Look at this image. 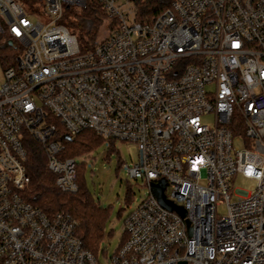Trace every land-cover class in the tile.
I'll list each match as a JSON object with an SVG mask.
<instances>
[{"label":"built area","instance_id":"obj_1","mask_svg":"<svg viewBox=\"0 0 264 264\" xmlns=\"http://www.w3.org/2000/svg\"><path fill=\"white\" fill-rule=\"evenodd\" d=\"M27 1L46 23L0 0V47L19 54L0 84V264H99L78 221L47 217L20 194L26 138L56 188L77 192L57 125L69 139L90 131L137 151L122 167L148 193L107 264H264V0H173L150 24L135 22L128 0ZM92 2L106 29L81 52L64 9ZM236 177L251 191H234ZM160 181L185 218L159 205Z\"/></svg>","mask_w":264,"mask_h":264},{"label":"trees","instance_id":"obj_2","mask_svg":"<svg viewBox=\"0 0 264 264\" xmlns=\"http://www.w3.org/2000/svg\"><path fill=\"white\" fill-rule=\"evenodd\" d=\"M128 1L135 8V22L150 24L170 6L173 0ZM71 19L69 20L64 14L63 20L67 21L72 35L77 40L80 51L90 50L96 42V32L101 22L104 21V14L92 2L87 3L83 15L75 16L72 14ZM4 47L6 48L7 45ZM57 128V139L64 146V151L59 156L60 159L87 154L104 141L90 131L82 132L75 138L67 140L61 125H57ZM107 142L111 145L114 143L112 141ZM25 148L27 150L25 167L29 184L21 191V197L47 217L64 214L78 221L80 226L76 230L75 236L81 242L83 249L97 259V251L103 238L107 211L95 204L85 189L82 169L77 167L76 170L77 192L75 194L62 193L55 186V176L47 170L46 155L42 147L37 145L31 138H26ZM124 239L123 236L121 243Z\"/></svg>","mask_w":264,"mask_h":264},{"label":"rangeland","instance_id":"obj_3","mask_svg":"<svg viewBox=\"0 0 264 264\" xmlns=\"http://www.w3.org/2000/svg\"><path fill=\"white\" fill-rule=\"evenodd\" d=\"M16 1L23 6L24 11L31 19L40 18L43 23H46L41 8L34 7L27 0ZM64 12L69 20H72V14L75 16L84 14V10L77 5L71 6L69 10L64 9ZM63 25L68 27L69 32L72 34L66 20H63ZM105 29L103 21L97 29L96 41L104 36ZM18 55L8 46L6 48L4 46L0 47V84L3 80L2 73L4 69ZM4 59L5 61H3ZM202 121L206 125L213 126L214 118L209 115L204 117ZM235 147L240 148V145L235 143ZM74 160L77 167L83 171L85 189L95 204L107 211L103 238L97 251L99 264H107L106 261L119 247L123 238L125 218L148 193L145 183L140 178L136 181L130 180L122 167L123 164L131 165L137 161V151L132 145L123 143H113L111 145L107 141H102L87 154L75 156ZM253 186L254 182L244 180L241 177L232 180L234 191L250 192ZM219 212L221 213V210Z\"/></svg>","mask_w":264,"mask_h":264},{"label":"water","instance_id":"obj_4","mask_svg":"<svg viewBox=\"0 0 264 264\" xmlns=\"http://www.w3.org/2000/svg\"><path fill=\"white\" fill-rule=\"evenodd\" d=\"M67 140H70L69 138L66 137ZM165 183L164 181H160L158 184H152L151 185V191L153 195L155 196L156 200L158 201L159 205L164 208L165 210L169 212H175L178 214L181 218H185L186 213L185 211L172 204L171 202H168L165 197H164V190H165ZM179 264H186L184 262L179 263Z\"/></svg>","mask_w":264,"mask_h":264}]
</instances>
